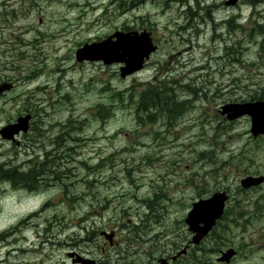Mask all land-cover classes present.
<instances>
[{"label":"rangeland","instance_id":"1","mask_svg":"<svg viewBox=\"0 0 264 264\" xmlns=\"http://www.w3.org/2000/svg\"><path fill=\"white\" fill-rule=\"evenodd\" d=\"M116 31L150 33L141 71L76 62ZM263 34L264 0H0V83L15 85L0 129L32 116L0 137V167L44 174L35 191L0 178V264H160L190 242L192 203L219 190L224 218L178 264H225L227 249L264 264V184L239 186L264 176V136L218 112L264 100Z\"/></svg>","mask_w":264,"mask_h":264},{"label":"water","instance_id":"2","mask_svg":"<svg viewBox=\"0 0 264 264\" xmlns=\"http://www.w3.org/2000/svg\"><path fill=\"white\" fill-rule=\"evenodd\" d=\"M131 35H136V33H131ZM113 37L117 38L116 42H111L109 39H107V40L100 42V43L85 45L83 48L78 50L77 54L78 53L81 54V52L90 50L95 56V59L93 58L92 60L93 61L94 60H100V57L103 55L104 50L113 49L115 47H116V50H118V49H120V47L124 44V42L127 39H131L130 35L125 36V35L118 34V33L113 35L111 38H113ZM154 50H155L154 47L146 45L145 48L143 49V53L139 57V63L137 65H133L132 67H130L128 69L122 68L121 77H125L126 75L131 74V73L141 69L144 58H148L149 54L151 52H153ZM133 56L134 55L129 54V57H133ZM133 58H135V57H133ZM81 60H83L82 57L79 58V61H81ZM116 62H122V61L117 60ZM123 73H124V75H123ZM11 87H12L11 83H4V84L0 85V94L3 93L4 91L10 90ZM231 107L233 108V111L236 113V114H233L234 118H237L242 114H249L252 116V121L254 124L253 126L255 128V132H253V134L264 133V103L246 104V105H232ZM233 117H230V119H232ZM15 126H18V125H13L12 127H15ZM19 126H22V124H19ZM12 127L10 126L8 128L2 129L0 131V135L3 138L7 139L5 136V135H7L5 130L8 131ZM19 130L17 128L14 131H12L10 133L9 138L12 139L13 135L18 133ZM23 131H24V129H23ZM262 181H264V178L257 179V180L249 178L246 181H244L243 183H245L244 186L247 187L251 184L256 185ZM224 200H225L224 195L219 194V195H215L212 199L207 200L208 202L207 201H200V203L198 202V203L193 204L192 210L190 211V213L187 216V219L185 220V223L189 226V231H191L192 233H195V236L192 238L193 244H195V245L199 244L200 241L210 232L212 227L215 225L216 220H218L221 217V215L223 213V208H224ZM185 253H186V250L183 249L181 252L177 253V255L175 257H173V260H175L181 254H185ZM232 255H234V252L228 251L226 254H224V257L221 260L229 261V258ZM161 261L163 262V264H167L166 260L161 259ZM88 264H93V263H88Z\"/></svg>","mask_w":264,"mask_h":264},{"label":"trees","instance_id":"3","mask_svg":"<svg viewBox=\"0 0 264 264\" xmlns=\"http://www.w3.org/2000/svg\"><path fill=\"white\" fill-rule=\"evenodd\" d=\"M257 99L262 100L261 98H257ZM3 165L4 164H1V166ZM43 176L44 174L42 176L36 175L34 167L30 168V171H27L25 174L18 172L17 168L3 169V167H0V178L2 180L16 184H21L25 187H30L29 190H35L37 189V186H41V184H43L41 182L44 179H40V178Z\"/></svg>","mask_w":264,"mask_h":264},{"label":"flooded vegetation","instance_id":"4","mask_svg":"<svg viewBox=\"0 0 264 264\" xmlns=\"http://www.w3.org/2000/svg\"><path fill=\"white\" fill-rule=\"evenodd\" d=\"M171 257H172V256H171ZM171 257L168 256V259H166V260H167V261L171 260ZM158 260H159V259H157L156 262H157ZM177 261H178V260H177ZM177 261H176V262H177ZM176 262H175V263H176ZM148 264H151V263L149 262Z\"/></svg>","mask_w":264,"mask_h":264},{"label":"bare ground","instance_id":"5","mask_svg":"<svg viewBox=\"0 0 264 264\" xmlns=\"http://www.w3.org/2000/svg\"><path fill=\"white\" fill-rule=\"evenodd\" d=\"M212 12H213V11H212ZM208 14H209V12H208ZM159 99H162V98L159 97ZM152 101H153V100H152ZM161 101H163V100H161ZM163 102H164V101H163ZM154 104H155V103H154ZM157 106H159V105H157ZM153 201H154V200H153Z\"/></svg>","mask_w":264,"mask_h":264}]
</instances>
